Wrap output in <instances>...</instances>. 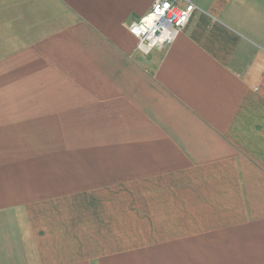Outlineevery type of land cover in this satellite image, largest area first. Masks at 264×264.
Segmentation results:
<instances>
[{"label":"crops","instance_id":"obj_1","mask_svg":"<svg viewBox=\"0 0 264 264\" xmlns=\"http://www.w3.org/2000/svg\"><path fill=\"white\" fill-rule=\"evenodd\" d=\"M190 1L0 0V264H264V0Z\"/></svg>","mask_w":264,"mask_h":264},{"label":"built area","instance_id":"obj_2","mask_svg":"<svg viewBox=\"0 0 264 264\" xmlns=\"http://www.w3.org/2000/svg\"><path fill=\"white\" fill-rule=\"evenodd\" d=\"M196 9L190 0H155L147 14L131 23L129 29L137 36L140 50H161L183 30Z\"/></svg>","mask_w":264,"mask_h":264}]
</instances>
